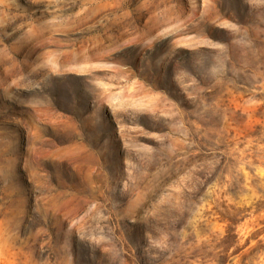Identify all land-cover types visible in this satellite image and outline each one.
Instances as JSON below:
<instances>
[{"label":"rangeland","instance_id":"1","mask_svg":"<svg viewBox=\"0 0 264 264\" xmlns=\"http://www.w3.org/2000/svg\"><path fill=\"white\" fill-rule=\"evenodd\" d=\"M227 225L264 264V0H0V264H217Z\"/></svg>","mask_w":264,"mask_h":264},{"label":"trees","instance_id":"2","mask_svg":"<svg viewBox=\"0 0 264 264\" xmlns=\"http://www.w3.org/2000/svg\"><path fill=\"white\" fill-rule=\"evenodd\" d=\"M226 209L231 210L232 213H236L238 211V209L232 205L225 206L224 210H226ZM220 217L223 218L226 222H228V224L229 223L232 224V221L228 217H223V215H221V213H220ZM237 240H238L237 235L234 233L232 225H227L225 234L222 236V238L220 240V244L217 247L216 255H217V257L220 258L219 261H217V264H224L230 256H232L233 254H237L242 249V247L238 246ZM248 243H249V240H247V242L245 243V245L243 247L247 246ZM257 243H258L257 245L260 246L259 248L261 249V251L264 252V245L261 247V242L258 241ZM230 250H233V252H231L229 254Z\"/></svg>","mask_w":264,"mask_h":264}]
</instances>
